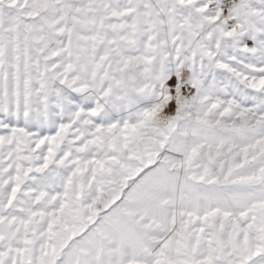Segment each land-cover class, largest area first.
Wrapping results in <instances>:
<instances>
[{"label": "snow or ice", "instance_id": "snow-or-ice-1", "mask_svg": "<svg viewBox=\"0 0 264 264\" xmlns=\"http://www.w3.org/2000/svg\"><path fill=\"white\" fill-rule=\"evenodd\" d=\"M0 264H264V0H0Z\"/></svg>", "mask_w": 264, "mask_h": 264}]
</instances>
